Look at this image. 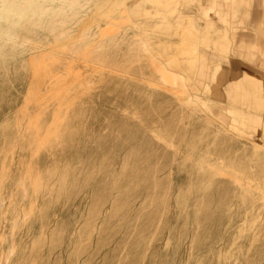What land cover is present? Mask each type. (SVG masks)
<instances>
[{
    "label": "rangeland",
    "instance_id": "obj_1",
    "mask_svg": "<svg viewBox=\"0 0 264 264\" xmlns=\"http://www.w3.org/2000/svg\"><path fill=\"white\" fill-rule=\"evenodd\" d=\"M59 1L32 0V21L41 5L50 16L36 52L14 58L0 52V197H11L6 223L0 209V264H264V85L247 82L246 98L248 88L237 93L223 71L195 82L205 38L182 13L185 0H139L141 8L133 0ZM236 13L224 24L208 12L211 46L217 52L219 38L229 45L222 32L236 33L221 67L234 72L244 64L264 73V21L258 22L264 0ZM244 37L251 41L241 44ZM27 55L26 86L25 64L17 60ZM14 70L22 78L15 83ZM38 72L39 98L28 111L30 119L40 116L41 128L19 150L33 129L23 108ZM240 110L261 120L256 129L250 122L242 129L229 112ZM17 163H38L44 177L91 172L105 188L94 227L104 225L114 238L87 247L83 237L77 255L78 228L92 230L88 196L81 192L58 205V187L25 196L15 185ZM121 200L123 215L109 210ZM30 209L27 241L20 211ZM48 230L60 231L64 247H30ZM140 235L142 246L133 247Z\"/></svg>",
    "mask_w": 264,
    "mask_h": 264
},
{
    "label": "bare ground",
    "instance_id": "obj_2",
    "mask_svg": "<svg viewBox=\"0 0 264 264\" xmlns=\"http://www.w3.org/2000/svg\"><path fill=\"white\" fill-rule=\"evenodd\" d=\"M48 1H50V0H48ZM73 1L74 0H70V3H72ZM133 1H136L134 3H135V5H138L137 3L139 2V0H133ZM57 3H58V1H57ZM158 3H160V2H158ZM54 5L56 6V4H54ZM57 5L61 6L60 4H57ZM64 5H65V3H64ZM93 5H94V3H93ZM31 6H32V9H31ZM35 8H34V10H35ZM46 9H47V11L49 10L48 7L47 6L44 7V5L37 7L36 10H38L40 12L39 16L37 15L38 17L37 16L34 17L33 21H32L31 20L32 16L28 15L29 12L33 13V2H32V0H3V1L0 0V52L1 53L2 52L7 53V51H8L10 53H14V55L12 54V55L8 56V57H12V58H14L15 56L23 57L25 54H27L28 51L34 50V52H36L35 49H37V48H35V47L36 46L39 47V45L43 44L42 36L44 35V33H42V31L49 26V23L45 24V22H44V19L46 17H48V18L50 17L49 15L46 16V13H47ZM55 10H57V9H55ZM136 12H137V9H136ZM2 13H4V14H2ZM51 13H53V12H51ZM140 13L142 15V12H139V14ZM59 15H60V13H59ZM54 16H56V15H54ZM124 17H125V15H124ZM45 20H47V19H45ZM31 21L33 23H30ZM47 22H48V20H47ZM52 27H49V28L51 29ZM29 28L33 30V31H31V30L29 31V33L31 32L33 34V35H31L32 37L28 34ZM37 28L39 29V31ZM55 29H56V27H55ZM28 35L31 38H28ZM48 36L50 37L51 35L48 34ZM49 37H48V39H49ZM43 38L45 39L44 41H46L47 37H45V35ZM41 47H43V46H41ZM1 55H0V57H1ZM18 61H19V63L22 62L23 64H25V73L22 70L21 71L23 72L22 76H24V79H25L24 82H26V86H27L28 73L26 72V67H28V55L26 58H22L21 60L19 59V60H17V62ZM9 64L8 63L5 64V62H4V66L5 65L9 66ZM10 66H12V64ZM2 67H1V69H2ZM7 68L9 69V67H7ZM7 68H5V69H7ZM20 68L22 69L23 66ZM3 71L4 70L2 69V73H3ZM15 73H18V72L17 71L15 72V70H14L10 76V78H12V80H13L11 82H13V83H15L14 80L16 81L17 78L21 76L19 74H18L19 75L18 76ZM158 73L161 76L160 78L162 79V81L166 83V81L163 80L164 77L162 76V74L160 72H158ZM39 75H40V72L34 74L38 87L32 86L29 88V90L26 89L27 95L24 97V108H23L24 117L29 118L30 113L28 111V107L31 106L30 104L32 102L37 101L39 98V96L38 97L36 96V93L40 91V89H39L40 88L39 87V83H40ZM31 76L33 77V73L31 74ZM22 82H21V84H22ZM181 95H183V94H181ZM182 99H183V97H182ZM0 100H2V99H0ZM3 109H5V108L4 107L2 108L0 106V110H3ZM142 123H144V122L142 121ZM30 124H32L33 129L31 130V126H29L28 135L23 136L20 139V141H19L20 145L16 149L27 150L28 146L30 145L33 138L38 137V134H39V131L41 128L40 116L31 118ZM33 130L35 131L36 136L32 135ZM149 131L153 132V133L155 132V130H149ZM17 165H18V169H16V172H17L16 181H17V183L15 182V185L17 187L22 188L25 196H27V192L29 195V190H31L30 192H32V193H35V192L37 193L38 187L39 188L43 187L42 190L43 189L44 190L49 189V187H58L57 192L55 191L56 195L53 199L54 200L53 202L57 205L67 203L68 200H70L72 197L74 198L76 195L80 194L81 192L84 193L86 196H88V199L90 202L89 209L92 212L91 221H90L89 225H92V230L89 231V227H87L85 230H81V227L78 228L77 239H75V244L72 245V247H79L77 249V255H79V253L82 249L81 247H83L82 246V238L83 237H86V239L90 241V244L87 247H102V245L105 244L106 241L112 240L114 238L113 235H115V234H113V232L111 233L109 228L107 229V227H105L104 225H102V227L98 228V229H97L98 226L96 228L94 227V223L96 220V217L94 216V211H95L96 207L101 204V202L105 201V198H104L105 188L101 187V185H99V184L96 185L95 182H93L94 179L90 175L91 172L88 171L87 173H84V171H82V172L76 173V175L74 177V170H72V171L65 170V171H63V173H60V175H57V173H56L55 176L50 175L49 177L48 176L44 177V176H42V174L39 173L40 167H39L38 163H36L35 165L29 164L27 167L21 166L20 163H17ZM5 177H8V176L4 175L3 179H5ZM27 180H28V182L26 183ZM27 185H28V191L26 189ZM0 186L2 187L3 183H0ZM10 201H11L10 196L7 197V200L4 197H0V209L2 210L3 223H6V221L8 220V217H9L8 216V212H9L8 203L10 204ZM5 206H6V208H4ZM109 210H113L114 213H118V214L123 215L124 210H125L124 201L121 200L120 202H117V204H114L113 209H109ZM31 211H32V209H30L29 211L28 210H21L20 211L21 219L24 221L23 226H22L23 227L22 233L25 232L27 241H28V234L30 236L33 234L32 230L31 231L29 230V233H28L29 227H28L27 214H28V212H31ZM38 211H39L38 214L41 215V217L43 218L47 212V206L43 205L41 208H39ZM14 217H15V213L12 212L10 218H12L14 220ZM13 220H12V229L17 227V223L14 222ZM142 240H143V236L140 235V237L138 239H136V241H134L133 247H141L142 246ZM179 241H180V239H177L176 243L179 244ZM40 244H42V245H40ZM64 244H65V239L60 234L59 230H48L47 232H45V237H43L42 241H40L37 244H30V247H54L55 245H61L64 247ZM13 245H14V243H13ZM21 247H23V246H21ZM24 247H28V242L24 244ZM14 248L16 249L18 247H14ZM50 251H51V249H50ZM68 256L69 257L74 256L73 252L71 253V255H68ZM2 257H3V254L0 253V262L2 260ZM25 259L28 262V254L25 255Z\"/></svg>",
    "mask_w": 264,
    "mask_h": 264
},
{
    "label": "crops",
    "instance_id": "obj_3",
    "mask_svg": "<svg viewBox=\"0 0 264 264\" xmlns=\"http://www.w3.org/2000/svg\"><path fill=\"white\" fill-rule=\"evenodd\" d=\"M251 2L252 0H185V2L182 4V13L192 17V20L195 21L194 27L197 28L198 34H203L205 38L203 41H201V45L198 47V59L201 63L196 73L195 82H199V79L205 77L207 73L212 74L214 77L216 74L223 71L225 79L229 77L233 79V85L234 88H236L237 93L239 91H243L245 88H248L247 82H261V86L264 85V73L258 71L254 67L242 64V67L234 72H230L227 69L221 67L219 61L226 58L229 51H231L237 36L236 33H232L229 36L227 31H223L221 37L226 36L229 45L225 44V37L219 38L217 43L219 45V50L217 52L215 51L214 47L211 46V40L209 38V34L214 28V24L208 16L209 11H214L222 23L228 24L229 16L235 18L237 16L236 11L243 6L250 5ZM191 5L192 11L189 10ZM262 21H264V14L258 19V22ZM202 27H205V30H202ZM248 41L250 42L251 40L249 38H245L240 43H249ZM160 73L163 74L162 71ZM250 96L251 94L249 92L243 97L250 98ZM229 112L234 115V117H236L233 119L238 122L242 129H244L246 124L249 122L256 129L258 122L261 121L260 119H251L242 111L240 113L236 111Z\"/></svg>",
    "mask_w": 264,
    "mask_h": 264
}]
</instances>
